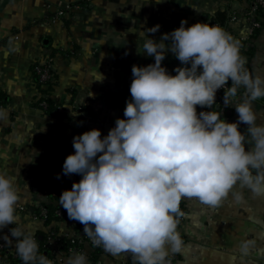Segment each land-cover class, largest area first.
<instances>
[{
    "label": "clouds",
    "instance_id": "clouds-1",
    "mask_svg": "<svg viewBox=\"0 0 264 264\" xmlns=\"http://www.w3.org/2000/svg\"><path fill=\"white\" fill-rule=\"evenodd\" d=\"M186 25L182 20L159 42L148 35L159 24L132 31L144 39L137 54L155 62L132 66L126 119L118 118L103 138L100 129L75 136L74 154L63 164V175L82 177L58 198L68 217L84 225L95 245L113 254L129 252L136 264H170L169 249L182 250L177 227L183 198L218 206L231 194L245 203L244 193L233 191L239 185L264 199V123L254 108L264 97V77L250 73L239 41L221 26ZM168 51L183 65L176 75L163 66ZM241 87L245 91L237 99ZM221 88L225 105L238 114L236 122L215 109L197 112L198 105L212 108ZM6 117L0 109V119ZM241 124L247 125L244 132ZM19 200L13 177L0 172V230L16 225L4 238H16L22 264H54L38 254L35 234L17 225ZM255 246V240H242L239 250L247 256ZM65 264H87V256L74 253Z\"/></svg>",
    "mask_w": 264,
    "mask_h": 264
},
{
    "label": "crops",
    "instance_id": "crops-1",
    "mask_svg": "<svg viewBox=\"0 0 264 264\" xmlns=\"http://www.w3.org/2000/svg\"><path fill=\"white\" fill-rule=\"evenodd\" d=\"M232 0H0V102L7 117L0 119V172L15 181L20 200L16 207L17 225L42 239L49 230L59 235L84 233V225L67 217L43 222L33 217L38 207L55 206L48 190L54 185L66 157L74 154L73 138L92 129H100L102 138L124 118L126 102L131 99L132 66H147L154 57L137 54L139 33L159 24L150 38L160 41L187 20L186 27L205 23L236 3ZM73 6L65 17L56 11ZM161 20V21H160ZM135 28V29H132ZM236 33L246 34L244 24ZM141 38L139 43L143 44ZM166 44L170 43L165 41ZM248 70L264 77V26L255 38ZM55 66V83L49 99L69 105L65 112L45 113L36 106L42 97L32 68L45 61ZM168 72L176 75L182 67L171 51L163 61ZM237 99L244 93L241 87ZM79 106L82 112H77ZM258 123H264V97L254 102ZM76 110V111H75ZM225 120L236 122L238 114L227 106ZM247 125L241 124L244 132ZM250 145L246 144V150ZM102 155V153L98 154ZM97 156V159H98ZM245 203L233 196L218 206H209L197 198H183L184 219L178 224L183 247L177 264H264V199L237 185ZM8 225L0 230V239ZM94 227V226H93ZM43 234V235H41ZM255 240L247 256L239 250L242 240ZM15 247L16 239L6 240ZM59 246V247H58ZM50 248L54 264L76 252L65 243ZM87 264H136L129 252L113 254L85 246Z\"/></svg>",
    "mask_w": 264,
    "mask_h": 264
},
{
    "label": "built area",
    "instance_id": "built-area-1",
    "mask_svg": "<svg viewBox=\"0 0 264 264\" xmlns=\"http://www.w3.org/2000/svg\"><path fill=\"white\" fill-rule=\"evenodd\" d=\"M87 2H92L91 0H86ZM236 3V6H233L231 4L226 11L225 20L224 21H217L210 19L206 21L205 23H209L212 25H219L221 26L226 32L231 34L237 41L240 43V53L242 56L246 57L247 63L246 67L248 68L250 58H251V50L254 45L255 38L257 37L258 33L261 31V29L264 26V0H232ZM232 2V3H233ZM73 6L66 5L64 7L59 8L56 13L58 18H63L67 14V12L73 10ZM239 24H244L246 27V34L240 35L236 33L235 26ZM190 66V65H189ZM36 73L40 79L41 82L46 83H55V66L51 61H45L42 64L37 65L36 67ZM231 81H229V84L225 87H230ZM240 89V88H239ZM238 89V91H240ZM224 94L225 90L223 88L219 89L216 94V104L212 106V108L207 107H201L197 106V112L202 111H212L217 110L222 112V119H225L227 106L224 103ZM44 98H49L48 95L44 96ZM56 106V109L54 113L57 112H65L70 108L69 105H63L54 103ZM3 104L0 102V109H3ZM48 103L46 101H43L41 103L42 110L48 109ZM77 109V112H82L83 107L79 106ZM76 111V110H75ZM60 174V178L56 180L54 185L48 190V195L51 200V202L57 207V209L54 212V215L57 216L60 219H65L67 215L65 212H63V209L61 206H59V200L58 198L61 196L62 192L64 190H70L72 188V185L74 182H79L82 177L80 175H63V168L58 171L57 175ZM68 177H70L69 181L67 180ZM47 205H43L38 207V211L33 213V217L37 220H41L43 222L47 221L49 219V210L47 208ZM180 210L184 213L185 216V208L182 203V200L180 202ZM184 216L178 217L179 223L184 219ZM11 227L4 230L2 237L3 239H0V264H13L12 261L16 260L19 256L16 253V248L12 246L11 244L7 243L6 240H14L16 238L14 237H7L4 238L5 234L10 235L9 230ZM62 243H65L70 247V250H74L76 252H83V249L85 246H90L94 249H101L103 246H97L94 244L93 239L87 236L85 233H78L74 236L71 235H59L55 231L49 230L48 237L46 239V244L44 248H57L58 245H61ZM59 247V246H58ZM178 255L177 254H171L168 255L167 260L170 261V264H177L178 262Z\"/></svg>",
    "mask_w": 264,
    "mask_h": 264
},
{
    "label": "trees",
    "instance_id": "trees-1",
    "mask_svg": "<svg viewBox=\"0 0 264 264\" xmlns=\"http://www.w3.org/2000/svg\"><path fill=\"white\" fill-rule=\"evenodd\" d=\"M225 15H226L225 12H218L216 15L217 17H215V18L217 21H224ZM213 20H215V19L213 18ZM37 65H39V64H37ZM37 65L32 68V71H33V77L35 79L36 86L39 89L42 97L37 101L36 106L41 108V103L43 101H46L48 103L49 107L47 110H45V113L49 114V113H52L55 111L56 106H55L54 102H52L49 98H47V99L44 98V96L51 94L53 86H52V83H46V82L40 81V79L36 73V70H35ZM75 175H77V174H75ZM69 179H70V177H68L67 180L69 181ZM47 208L49 210V219L47 221H45L46 223L47 222L49 223L53 220H61L60 218H58L57 216L54 215V212L57 209L56 206H47ZM63 212H64V210H63ZM41 235H43V234H41ZM36 239L38 240V244H39V253L38 254L46 255L48 257V259L53 261V258H52V255L50 253L49 248H44L45 244H46V239H42L40 237V234L36 235ZM66 246L68 247V245H66ZM97 250H99V249H97ZM12 263L13 264H22V261H21L20 257H18L16 260L12 261Z\"/></svg>",
    "mask_w": 264,
    "mask_h": 264
},
{
    "label": "rangeland",
    "instance_id": "rangeland-1",
    "mask_svg": "<svg viewBox=\"0 0 264 264\" xmlns=\"http://www.w3.org/2000/svg\"><path fill=\"white\" fill-rule=\"evenodd\" d=\"M92 1V0H91Z\"/></svg>",
    "mask_w": 264,
    "mask_h": 264
},
{
    "label": "water",
    "instance_id": "water-1",
    "mask_svg": "<svg viewBox=\"0 0 264 264\" xmlns=\"http://www.w3.org/2000/svg\"><path fill=\"white\" fill-rule=\"evenodd\" d=\"M161 21V20H160Z\"/></svg>",
    "mask_w": 264,
    "mask_h": 264
}]
</instances>
